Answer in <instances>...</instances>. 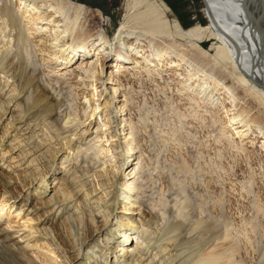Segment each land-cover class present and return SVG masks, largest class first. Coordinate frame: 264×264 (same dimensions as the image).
I'll list each match as a JSON object with an SVG mask.
<instances>
[{
  "label": "rangeland",
  "instance_id": "obj_1",
  "mask_svg": "<svg viewBox=\"0 0 264 264\" xmlns=\"http://www.w3.org/2000/svg\"><path fill=\"white\" fill-rule=\"evenodd\" d=\"M71 1L83 6L90 28L101 24L111 38L117 33L123 21L126 0ZM165 2L170 7L169 18L174 15L183 28L207 25L206 8L202 0ZM213 43L217 44V41L205 39L202 43L210 54L215 52L210 47ZM181 51L188 56L193 54L186 45H182ZM34 62L39 63L37 57ZM30 67L27 64V68ZM8 68L0 69V87L6 84L3 91L8 89L12 90L10 93L17 94L19 82L24 83L26 79H20L18 70L12 74L15 77L8 78ZM173 71H162L161 75H156L157 78L146 73H142L139 79L134 78L131 90L136 89V95L133 97L134 104L132 102L129 107L130 117L121 121L118 116L112 119V123L103 109V106L108 108L107 105H110L111 99H107L109 93L93 96L96 98L94 105H97L95 113L84 116L76 108L81 107V104L71 103V93L64 87L63 80H58L57 92L62 96L58 102L57 96L52 95L53 88L46 85L48 80L42 72L36 75L35 83L39 95L48 98L46 104L52 107L51 112L45 113L44 106L28 109L32 87L27 88L17 99L9 97L11 94L0 95V239L15 247L19 255L27 256L26 264H103L104 252L107 250L102 245L104 243L108 244V249L116 258L129 260L130 256L122 257L118 255L121 252L115 251L123 240L121 229L115 226L127 224L132 227L131 221H137L139 230L147 228L153 231L155 228L157 232L154 236L158 239L156 234H161L158 229L164 226L160 225L161 220L163 217L170 221L175 219V209L179 203L185 205V210L193 218L205 217L215 221L216 242H224L225 247L235 250L232 252L237 264H264V148L260 145L261 141L258 142L252 136L250 141L238 138L241 142L239 145L231 143L221 133L225 119L222 106L212 103L213 99L205 98L202 94L191 95L190 90L187 92L181 88L182 82L176 83L179 80H168L167 76ZM105 86L109 87V74L104 77ZM83 91H79L77 96L85 95ZM97 91L95 89V94L101 93ZM237 91L248 115L264 119V105L246 95L242 87ZM113 103L112 106L117 101ZM229 104L226 102L227 107ZM1 108H5L3 114ZM68 111L86 120L84 126L90 122V129L84 134L82 130L76 131L69 145L63 140L64 136H60L56 141L60 150L54 152L58 146L45 140L44 128L60 126L63 114ZM11 117L15 118L14 125L7 127ZM98 125L102 126L100 139L92 143L100 146L99 157L107 165L102 180H105L110 192L113 191L105 197L109 203L106 213L94 212L92 206L95 204L85 205L81 199L83 191L90 190V181L100 180L94 168H84L83 160L78 159L79 164L73 166L77 178L68 184L72 169L64 171L68 168V162H61L69 152L68 157L73 155L78 144L90 142V136L95 134ZM113 128L120 131L118 141L123 143L116 154L105 150L110 142L116 140L111 137ZM48 132L46 137L56 134L51 133L50 129ZM81 133L83 139L80 140ZM32 134L34 136L30 140ZM18 136L23 141L15 144L13 155L19 156L21 167L15 168L13 161L9 163L7 155L3 161L1 157L3 150L14 146L12 142ZM124 149L128 151V160L123 159L120 163L121 150ZM135 166L138 168L136 173L132 171ZM17 175H20L19 179H15ZM59 178H67V184L61 185ZM39 184H44L47 192L40 191ZM59 185L69 194L68 211L71 213L77 209L75 205L78 203L85 219L77 241L67 235L63 223L66 212H58L46 201ZM128 185H133L135 190H130ZM3 190L7 191L10 198L3 195ZM101 190L102 187L97 192ZM126 193L129 194L128 199H125ZM113 199L114 202L110 203ZM225 228L230 231L229 237L222 241ZM45 230L49 233L52 231V237ZM181 232L178 242L173 243L179 245L185 242L183 245L190 251L200 247V242L187 241L197 233L187 236L185 228ZM131 244H135L133 239ZM190 251L185 254L188 255ZM0 256L12 262L7 258L8 254Z\"/></svg>",
  "mask_w": 264,
  "mask_h": 264
},
{
  "label": "bare ground",
  "instance_id": "obj_2",
  "mask_svg": "<svg viewBox=\"0 0 264 264\" xmlns=\"http://www.w3.org/2000/svg\"><path fill=\"white\" fill-rule=\"evenodd\" d=\"M202 1L205 3L207 25H195L185 29L174 15L169 18L170 7L165 0H126L123 21L117 33L111 38L101 24L90 28L84 16L86 11L83 6L71 0H0V69L7 70L9 67L8 78L15 77L14 70H18L20 79H26L24 83L19 82V86L17 85L19 89L17 94L10 93L12 90L8 89L3 91V87L6 86L3 84L0 87V95L11 94L9 97L17 99L27 88L32 87L31 105L28 109L44 106L45 113L51 112L52 107L46 104L48 98L39 95L35 83L36 75L42 72L43 77L48 80L46 85L53 88L52 95L57 96L58 102L62 99L59 98L61 95L57 90L58 80H63L64 87L70 91L69 94L71 93L69 95L71 103L81 104V107L76 108L78 107L77 111L84 116L95 113L97 105H94L96 98L93 96L100 97L104 93H109L107 99H111L110 105H107L108 108L103 106V109L112 123L115 117L120 116L121 121L130 117L129 107L132 106V102L134 104L133 97L136 95V89L131 90L134 78L139 79L142 73L155 75L153 77L157 78L156 75H161L162 71L175 70L167 76L168 80H179L175 82H182L181 88L187 92L190 90L191 95L202 94L205 98L213 99L212 103L222 106L225 119L221 125V133L224 137L229 138L231 143L239 145L241 142L238 138L241 141L244 139L250 141L254 136L258 142L261 141L260 145L264 148V119L248 115L237 91L242 87L247 92L246 95L256 98L264 105V0ZM205 39L217 41V44L213 43L210 46L215 50L213 54L203 47ZM182 45L192 50V56L181 51ZM36 57L39 63L34 62ZM27 64L31 67L27 68ZM108 74L109 87H104V77ZM83 89L85 95L77 96ZM95 89L101 93L95 94ZM115 101L116 105L112 106ZM226 102L230 103L229 107ZM1 110L3 114L5 108ZM62 117L60 126L44 128L45 140L51 144L58 146L57 138L64 136L63 140L69 145L76 131L82 130L84 134L90 129V122L84 126L86 120L79 119L71 111ZM14 120L15 118L11 117L7 127L14 125ZM49 129L51 133H56L55 137H46ZM101 130L102 126L98 125L95 134L90 136V142L78 144L73 155L68 157L69 152L61 162H68L66 163L68 168L64 171L72 169L68 184L77 178L74 175V168L78 159L83 160L84 168L86 166L94 168L100 180L97 178V182L90 181L91 188L89 191H83L81 199L85 205L94 203L92 206L94 212L106 213L109 203L105 197L111 195L113 191L110 192L105 180H102L107 165L99 157L100 146L95 144L100 139ZM113 131L111 137H115L116 140L110 142V146L105 149L110 154L118 153V148L123 147V143L118 141L120 131L114 128ZM82 133L79 136L80 140L83 139ZM33 134L29 136L30 140L35 135ZM19 138L20 136L16 137L12 142L14 146L3 150L1 157L3 161L7 155L9 163L13 161L15 168L21 167V159L17 154L13 155L15 144L23 141V138ZM59 148V146L55 148L54 152H58ZM121 151L120 163L123 159L128 160L126 158L128 151L126 149ZM137 169L135 166L132 171L136 173ZM19 176H15V179H19ZM60 179L61 185L67 184V178ZM41 181H44L43 178ZM100 187L102 190L97 192ZM112 187L114 189V184ZM128 188L135 190L133 185H128ZM38 189L47 192L44 184H39ZM3 195L7 199L10 198L6 190H3ZM68 195L59 185L46 201L58 212H66L63 223L67 235L71 236L73 241H77L79 232L84 228L85 219L81 215L78 203L75 205L77 209L71 213L68 211L70 207ZM128 195L126 193L125 199H128ZM59 197L61 199L58 200ZM113 202L114 199L110 201ZM185 209V205L179 203L176 205L175 219L170 221L163 217L160 225L164 226L158 229L161 230V234H156L158 239L154 236L157 232L155 228L153 231L147 228L139 230L137 221H131L132 227L127 224H122V227L115 226L116 229H121L123 239L115 251L121 252L118 255L130 256L131 259L116 258L108 249L110 248L108 244L104 243L102 245L107 250L104 252L103 264H237L232 252L234 249L225 247L224 242H216L218 237L214 231L215 221L205 217L193 218ZM184 228L187 236L197 233L187 241L200 242L199 248L190 251L183 245L185 242L179 245L173 243L178 242ZM225 230L222 236L220 235L222 241L229 237L230 231L227 228ZM44 232L52 237V231ZM132 239L134 245H130ZM188 250L190 252L187 255L185 253ZM1 254H8L7 258L15 264H26L25 259H28L25 255H19L16 248L8 245L4 239H0ZM181 258L183 259L179 261ZM12 262L0 256V264H14Z\"/></svg>",
  "mask_w": 264,
  "mask_h": 264
}]
</instances>
